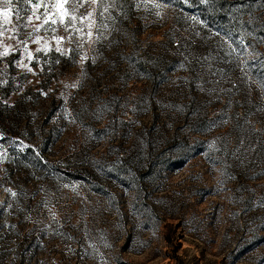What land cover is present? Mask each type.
<instances>
[{
  "label": "rangeland",
  "instance_id": "rangeland-1",
  "mask_svg": "<svg viewBox=\"0 0 264 264\" xmlns=\"http://www.w3.org/2000/svg\"><path fill=\"white\" fill-rule=\"evenodd\" d=\"M216 1L115 0L101 39L61 55L64 28L29 36L14 0L0 264H264V0Z\"/></svg>",
  "mask_w": 264,
  "mask_h": 264
},
{
  "label": "snow or ice",
  "instance_id": "snow-or-ice-1",
  "mask_svg": "<svg viewBox=\"0 0 264 264\" xmlns=\"http://www.w3.org/2000/svg\"><path fill=\"white\" fill-rule=\"evenodd\" d=\"M25 5H31L32 15L28 16L23 23L24 28L31 26L32 32L29 33V36L32 33L39 32L41 29L51 30L53 33L56 32V27L54 25L62 26L65 32L68 33V36H53L52 39L56 41L55 51L61 55H69L73 52H76L79 48H82L85 43H95L99 41L103 35L100 31L101 28H107L108 25L103 22V19L100 21L97 20V9L101 8L102 11L99 12V16L103 18L105 14H109L110 7L115 6V0L111 4H105L104 0H48L46 3L45 0H36L33 3V0H22ZM187 2V0H185ZM14 0H0V38L5 36V32L10 31L11 35L8 36L9 39L16 38L18 33V28L16 26L9 29L7 26L13 24V21H20V10L13 6ZM95 6L91 11H86L84 14H79V10L85 8L86 6ZM158 6V5H157ZM43 7L44 12L39 13V9ZM35 21H40V23H34ZM47 26V27H46ZM75 38L77 42L76 48H63L62 42L67 40H73ZM43 38L37 36L33 43L39 44ZM3 41L0 39V44ZM24 44V52L27 54L28 58L34 59V56L27 47L26 41H21ZM10 47V46H8ZM8 47H5L3 51H0V57H5L9 55ZM15 50V49H13ZM51 48L48 45L47 41L43 47L36 49V52L40 51H50ZM82 61L89 59L87 55H84ZM59 62V61H57ZM19 67L24 68L26 71H33L32 68L28 67L27 64L18 61ZM77 84L71 85V87H76ZM261 87H264V84H261ZM46 95V93H44ZM0 153V157H2ZM5 191L10 192V194L15 197L17 193L12 192L11 189H5Z\"/></svg>",
  "mask_w": 264,
  "mask_h": 264
},
{
  "label": "trees",
  "instance_id": "trees-1",
  "mask_svg": "<svg viewBox=\"0 0 264 264\" xmlns=\"http://www.w3.org/2000/svg\"><path fill=\"white\" fill-rule=\"evenodd\" d=\"M217 4H218V3H217L216 0H214V1H213V0H211V1L209 0V2H208V7H210L211 9H213V8L215 9L214 6L217 5ZM214 11H215V10H214ZM206 13H208V12H206ZM215 13H216V11L214 12V17H215V18H218V16H219V17H223V16H220V15H215Z\"/></svg>",
  "mask_w": 264,
  "mask_h": 264
}]
</instances>
